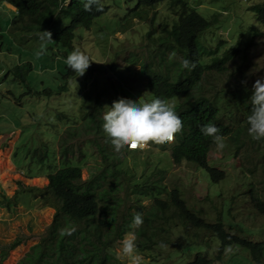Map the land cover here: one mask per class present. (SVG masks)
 <instances>
[{
    "label": "rangeland",
    "instance_id": "1",
    "mask_svg": "<svg viewBox=\"0 0 264 264\" xmlns=\"http://www.w3.org/2000/svg\"><path fill=\"white\" fill-rule=\"evenodd\" d=\"M187 1L206 20L216 17L215 23L199 36L200 45L208 51L204 63H210L213 53L222 56L232 48L237 51L225 72L207 76L193 92V97L216 96L214 101L221 119L231 129V139L225 137L226 148L217 152L214 147L208 153V165L224 173L217 183H211L208 173L201 168L188 163L173 164L170 158L173 143L159 151L152 146L144 152L125 149L117 153L102 125L94 134V125H86L82 118L87 110L96 113L97 120L102 122L108 111L105 107L121 98L150 102L154 98L147 87L148 76L156 75L152 70L161 74L178 70L182 55L175 52L172 43L160 40L166 35L163 26H171L173 21L166 6L145 10L137 8L138 0H101L107 12L96 18L89 29L76 30L69 50L55 42L45 43L42 49L41 40H34L17 13L0 0V264H36L31 259L38 256L40 249L35 248L56 212L53 202L45 198L47 176L65 165L61 162L65 146L69 148L68 164L80 168L83 181L98 175L105 161L97 151L95 138L100 143L105 141L113 155L112 163L119 167V173L113 177L118 223L128 213L152 202L143 197L136 201L134 185L157 179L168 190L167 195L161 196L163 199L169 200L171 190L178 189L187 205L201 211L207 222H216L217 212L222 210L224 223L231 232L248 240H264V214L253 209L251 200L254 196L264 201V155L260 152L264 143L250 144L243 128L247 116L243 110L237 111L240 97H246L244 102L249 103L252 85L264 78V28L251 12V7L263 5L264 0ZM69 4L64 2L66 6ZM134 13L142 16V20L134 17ZM67 22L64 20L51 34L61 31ZM77 47L93 63L82 77L67 82V93L48 98L47 89L62 85V75L75 74L64 61ZM40 51L43 54L38 57ZM154 52L157 55L148 58ZM173 52L174 57L170 55ZM162 63L163 67L158 69ZM170 101L173 105L178 100ZM58 112L66 115V119L58 118ZM237 130H241L239 139L244 142L239 149L238 141H234ZM259 145L260 151L256 149ZM51 155L53 161L48 160ZM49 164L53 166L52 172L46 171ZM23 187L34 190L22 192ZM170 235L174 243H168L166 248L148 252L138 247L146 264L150 263L151 255L156 257L157 264H174L199 251L187 244L176 228H169L160 241ZM124 237L114 235L109 248L113 263L128 264L120 255ZM16 240L20 243L9 248ZM4 251L7 254L2 260ZM215 253L213 245L209 255ZM220 264L252 263L245 250L229 247Z\"/></svg>",
    "mask_w": 264,
    "mask_h": 264
},
{
    "label": "trees",
    "instance_id": "2",
    "mask_svg": "<svg viewBox=\"0 0 264 264\" xmlns=\"http://www.w3.org/2000/svg\"><path fill=\"white\" fill-rule=\"evenodd\" d=\"M65 1L1 0L2 3L15 8L23 22V28L34 35V40H40L38 37L40 31L50 32L63 24L64 20H68L61 31L51 35V39L58 46L70 50L73 47L74 32L78 29H89L96 18L107 12V8L103 6L102 12L95 10L86 12L84 10L85 0H71L67 6L64 5ZM159 6H166L167 11L173 14L172 25L163 26L162 32H166V35L163 34L160 40L172 43L175 52L181 54L182 59H188L196 65L195 69L190 72L183 69L180 64L178 70L173 71L175 75L170 70L163 74L152 70L156 75L148 76L147 87L153 98L166 101L178 100L173 104L174 111L180 116L184 127L182 134L177 135L175 142L170 146V158L173 164L188 163L205 170L210 182L217 183L223 178L224 173L208 165V153L215 145L211 137L203 135L201 128L206 125H215L220 130L219 134L224 137L229 136L230 139L231 129L221 119L219 108L214 101L216 96L213 99L200 95L193 97V92L199 89L201 82L207 76L225 72L228 63L237 51L232 48L225 51L222 56L210 53L212 57L210 63H204L203 57L208 54V51L200 45L199 36L215 23L216 17L206 20L189 5L187 0H138L137 8L152 10ZM251 12L264 28V4L254 5L251 7ZM133 16L142 20V16L137 13ZM156 55V52L151 53L148 58ZM162 65L163 63L159 68L156 67L161 69ZM62 77V85L47 89L48 96L67 93L69 91L67 82L77 76L68 73ZM175 78L179 80L171 82ZM245 99L246 97H240L237 111L241 109L247 116L243 128L248 135L247 118L251 114V101L246 103ZM169 103L173 102L169 101ZM59 116L64 120L67 117L61 113H58V118ZM82 118L85 119L86 125H94V134H96L100 127V121L97 120L96 115L86 110ZM240 134L241 130H237V137L234 140L238 141L237 149L244 144L239 139ZM248 137L250 144H256L257 141L252 140L249 135ZM93 141L98 153L105 161V167L98 175L83 181L80 168L68 164L66 154L69 148L65 146L61 153L62 161L65 163L64 167L47 177L48 185L44 188L46 189L45 198L53 202L56 212L52 224L35 248V251L40 249L38 256L31 259L36 264H116V261L115 263L112 261L113 255L109 253L116 233L121 238L129 231H135L137 247L152 252L154 248L160 247L161 243L166 245L174 243L171 241V235L165 241H160L169 228L181 231L183 240L193 245L194 250H199L187 256L186 259L175 261L174 264H220L225 250L229 247L245 250L252 264H264V240H248L231 232L224 223L222 210L217 212L216 222H207L201 211L191 209L187 205L178 189L171 190L168 194L169 200L163 199L161 196L167 195L168 190L159 185L157 179L144 185H134L136 201L143 197L150 198L152 202L148 207L128 213L122 218V223H118L115 218L118 214V202L114 197L116 185L113 177L114 174L119 173V167L112 163L113 155L111 149H107L105 141L100 143V140L96 138ZM259 143H264V141H259ZM153 147L164 149L165 145H153ZM256 149L260 151V145ZM260 152L264 155V148ZM32 190L34 188L30 187L23 189L22 192L30 193ZM39 192L43 191L40 189ZM251 200L253 209L264 214V201L254 196ZM136 212L142 214L143 224L138 229H132L130 225ZM69 226L76 227V232L72 236H62L61 230ZM19 243L20 240H16L9 248H14ZM213 245L216 246V253L209 255ZM6 254L7 251H4L2 260ZM181 255H178L179 259L182 258ZM155 258L151 255L148 264H157Z\"/></svg>",
    "mask_w": 264,
    "mask_h": 264
},
{
    "label": "clouds",
    "instance_id": "3",
    "mask_svg": "<svg viewBox=\"0 0 264 264\" xmlns=\"http://www.w3.org/2000/svg\"><path fill=\"white\" fill-rule=\"evenodd\" d=\"M66 2H70V0H66ZM9 9L16 12L13 7ZM84 10L86 12H92L93 10L102 12L104 9L101 0H85ZM51 35L49 31H40L38 33V37L42 42V49L45 43L53 42ZM42 54L43 51H40L37 53V56L39 57ZM170 55L174 57L175 53L173 52ZM64 62L68 69L80 77L85 74L86 70L93 63L90 56L79 47L71 51ZM181 67L190 72L195 69L196 65L188 59H182ZM51 97L56 96H48V98ZM250 101L251 114L247 118L248 135L254 141H264V78L257 79L252 85ZM105 108L108 111L103 115L100 126L102 125L105 136L117 153L125 149L129 152H144L151 150L153 145L163 146L172 144L175 142L177 135L183 132V121L174 111V106L160 98H154L150 102L143 103L121 98L114 101L111 107L106 106ZM94 114L97 118L98 115L96 113ZM50 123L52 128H55L54 123L52 121ZM201 132L203 135L212 138L217 152H222L226 148L225 137L219 134L220 130L215 125H206L201 128ZM155 150L159 151L160 148L156 147ZM50 158L53 161L54 157L52 155L48 160ZM41 166H43L42 163ZM63 167L61 165L58 170ZM58 170L56 169V172ZM46 171L52 172L53 166L49 164V168ZM142 224L143 216L140 212H136L130 228L138 229ZM76 230V227L69 226L61 230V235L72 236ZM136 240L137 236L135 231H129L120 242V255L122 258L127 259L128 264H146L144 257L139 252ZM159 246L164 248L168 247V245L163 243Z\"/></svg>",
    "mask_w": 264,
    "mask_h": 264
}]
</instances>
